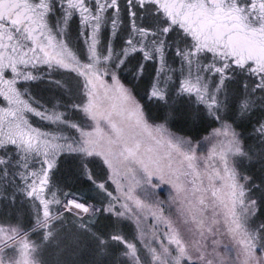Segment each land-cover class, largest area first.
<instances>
[{
  "label": "snow or ice",
  "instance_id": "obj_1",
  "mask_svg": "<svg viewBox=\"0 0 264 264\" xmlns=\"http://www.w3.org/2000/svg\"><path fill=\"white\" fill-rule=\"evenodd\" d=\"M0 264H264V0H0Z\"/></svg>",
  "mask_w": 264,
  "mask_h": 264
}]
</instances>
